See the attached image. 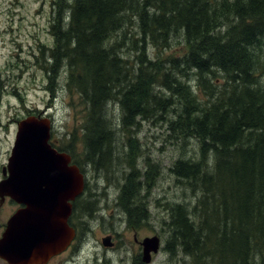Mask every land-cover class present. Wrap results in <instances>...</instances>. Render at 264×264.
<instances>
[{"label":"trees","instance_id":"1","mask_svg":"<svg viewBox=\"0 0 264 264\" xmlns=\"http://www.w3.org/2000/svg\"><path fill=\"white\" fill-rule=\"evenodd\" d=\"M54 4L55 42L42 67L58 86L66 69L69 90L85 103L84 161L101 168L114 161L117 129L105 113L109 101L120 103L127 130L141 118L168 119L179 139L200 141V157H184L172 171L203 193L196 205L172 208L167 248L189 257L184 264H255L259 255L264 264V0ZM172 33L184 45L180 54L172 53ZM126 39L135 62L121 52ZM148 40L156 47L152 55ZM167 47L169 54L162 52ZM128 143L130 171L120 203L137 222L147 218L141 203L133 205L139 179L152 181L157 165L140 172L133 134Z\"/></svg>","mask_w":264,"mask_h":264},{"label":"rangeland","instance_id":"2","mask_svg":"<svg viewBox=\"0 0 264 264\" xmlns=\"http://www.w3.org/2000/svg\"><path fill=\"white\" fill-rule=\"evenodd\" d=\"M54 3L55 0H0V168L2 164L8 165L12 153L17 131L15 119L21 120L27 113L47 110L55 121L58 138H63L64 150L71 151L75 162L78 161L84 175L85 191L92 193V198L87 196L91 201L89 209L97 208L100 213H84H88L83 219L89 221L91 228L88 238L98 240V245L105 246L103 238L108 233H114V239L120 246L119 250L108 254L104 253L108 252L106 249H100L99 256L93 252H89L87 256L88 252L85 251L73 264H127L133 249L137 250L135 229L141 241L153 235H158L161 239L160 249L149 264H184L183 260H189V257L179 249L170 251L167 248L173 220L172 208L179 202L188 207L196 205L203 190L198 191L190 179L177 176L172 167L184 157L198 159L201 155L200 141L197 137L182 141L177 135L179 131L170 128L169 120L160 116L152 119L141 118L132 129H124L120 103L111 100L105 113L111 120V126L117 129L114 149L110 154V157L114 156V161L109 166L102 167L103 169L93 163L89 166L82 154L85 103L76 90H69L65 81L69 75L66 69L65 73L60 72L58 86L57 79L52 82L42 67L43 58L47 61L51 46L55 42L52 34ZM137 29L135 27L133 30ZM170 37L175 42L172 53L180 54L184 48L183 43L177 42L174 33ZM128 43L127 39L123 42L121 52L124 56L131 55V62H135L136 53L129 48ZM147 46V52L152 55L156 47L150 40ZM169 50L171 51L167 47V51L164 49L162 52L169 54ZM162 94L164 97L169 96L164 91ZM199 95L201 99L204 97L202 92ZM177 109L179 108L174 107L171 112L176 114ZM132 134L138 141L136 168L144 173L150 165H157V174L151 181L152 185L141 187L139 196L133 200V205L141 203L148 214L147 218L141 217L137 225L129 223L127 211L120 204L121 188L118 186L119 183L124 184L123 178L130 171L126 156L129 149L128 137ZM73 140L74 149H70L71 146L66 145ZM210 156L207 159L211 166L213 157ZM139 180L144 181L142 177ZM81 223H84L82 219L79 220L80 225ZM260 257L261 255L251 263L255 261V264H260Z\"/></svg>","mask_w":264,"mask_h":264},{"label":"water","instance_id":"3","mask_svg":"<svg viewBox=\"0 0 264 264\" xmlns=\"http://www.w3.org/2000/svg\"><path fill=\"white\" fill-rule=\"evenodd\" d=\"M49 139L50 124L44 120L29 116L19 121L9 176L0 182L1 196L11 195L26 204L0 239V256L10 264H33V258L40 262L74 236L67 219L70 201L84 190V175L77 164H70L71 156L54 149ZM103 243L113 244L110 236ZM160 243L158 235L144 238V262L151 261Z\"/></svg>","mask_w":264,"mask_h":264},{"label":"flooded vegetation","instance_id":"4","mask_svg":"<svg viewBox=\"0 0 264 264\" xmlns=\"http://www.w3.org/2000/svg\"><path fill=\"white\" fill-rule=\"evenodd\" d=\"M1 94V91H0ZM1 97V95H0ZM52 105V103H51ZM27 116H33L34 118H37L38 120H44L47 122V124H50V139L49 143L51 146L56 149L58 152L65 151L63 148V138H58L57 131L55 129V121L53 119L52 114H49L47 110H43L40 113H27L25 114V117ZM21 118V119H23ZM20 119H15L17 128L18 123ZM17 132V131H16ZM73 158V157H72ZM74 160V159H73ZM74 163V161H72ZM89 165V164H88ZM8 175V169L6 164H2L0 168V182L7 178ZM141 179V178H140ZM144 179V178H143ZM124 184L121 185L120 183L118 186L121 188L120 192H122V189L125 188V182H126V176L123 178ZM141 187H150L152 185L151 181L139 180ZM151 184V185H150ZM87 196H91L92 193H88L87 191H83L81 194H79L77 197H75L73 200L70 201L71 203V214L69 215L67 222L68 225L74 229L75 235L70 240L68 245L63 250H58L57 252H53L49 254L46 258L40 260H35L33 258L34 263L33 264H73L74 260L80 259V254L87 251V256L89 252H93L96 254V256L100 255V249L104 250L106 249L108 252H105L108 254L111 251L119 250L120 246L118 242L114 239V233H108L106 235H109L114 239L113 245L107 247V246H100L97 243V241L90 240L88 238V234L91 230L89 221L83 219V217H87V214H91V211L97 212V214H100L97 208H91L90 207V199H88ZM90 202V203H89ZM26 207V204L19 202L11 195L6 196H0V239L3 237L4 232L7 229L8 222L12 220L19 210L24 209ZM97 209V210H96ZM88 212L87 214H84ZM128 217L132 216L131 213H127ZM136 216H139L138 214H135ZM83 220V224H79V220ZM130 224L137 225L140 222H133L129 219ZM14 224H11L13 227ZM135 228V227H134ZM13 233V231H12ZM11 233V235H13ZM135 241L138 243V245H135L137 247V250L134 248L133 252L131 254L130 259L128 260L127 264H149L145 263L143 260V246H142V239L138 238L136 235V229L134 234ZM127 261V259H126ZM0 264H10L6 259L0 256Z\"/></svg>","mask_w":264,"mask_h":264},{"label":"bare ground","instance_id":"5","mask_svg":"<svg viewBox=\"0 0 264 264\" xmlns=\"http://www.w3.org/2000/svg\"><path fill=\"white\" fill-rule=\"evenodd\" d=\"M136 208V207H135ZM135 212V211H134Z\"/></svg>","mask_w":264,"mask_h":264}]
</instances>
